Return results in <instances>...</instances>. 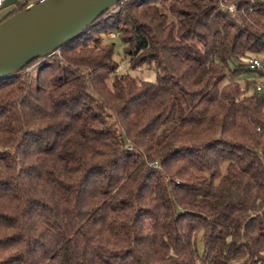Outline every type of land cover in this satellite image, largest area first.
<instances>
[{
  "label": "trees",
  "instance_id": "1",
  "mask_svg": "<svg viewBox=\"0 0 264 264\" xmlns=\"http://www.w3.org/2000/svg\"><path fill=\"white\" fill-rule=\"evenodd\" d=\"M118 6L0 81V264H264V0Z\"/></svg>",
  "mask_w": 264,
  "mask_h": 264
},
{
  "label": "water",
  "instance_id": "2",
  "mask_svg": "<svg viewBox=\"0 0 264 264\" xmlns=\"http://www.w3.org/2000/svg\"><path fill=\"white\" fill-rule=\"evenodd\" d=\"M122 1L40 0L12 15L17 0H9L0 14V81L58 53Z\"/></svg>",
  "mask_w": 264,
  "mask_h": 264
},
{
  "label": "rangeland",
  "instance_id": "3",
  "mask_svg": "<svg viewBox=\"0 0 264 264\" xmlns=\"http://www.w3.org/2000/svg\"><path fill=\"white\" fill-rule=\"evenodd\" d=\"M40 0H17L16 5L19 6L21 3H27L29 5H32L34 3H37ZM106 42L108 43H114L115 44V54L114 58L116 62L119 64V74L121 75H130L131 77L136 78L138 81H145V82H156L157 80V74L156 70L153 65H143L141 67L132 68L130 66V60L129 58H125L123 53V44L120 42L119 39L110 38L108 36L105 37ZM33 69L30 68L27 71H32ZM201 235L199 236V248L200 252H202L203 247L200 242Z\"/></svg>",
  "mask_w": 264,
  "mask_h": 264
},
{
  "label": "built area",
  "instance_id": "4",
  "mask_svg": "<svg viewBox=\"0 0 264 264\" xmlns=\"http://www.w3.org/2000/svg\"><path fill=\"white\" fill-rule=\"evenodd\" d=\"M9 0H0V14L4 13L9 9L10 6L7 5V2ZM127 0H123L122 4L125 3ZM16 6V5H15ZM119 9L118 4L113 6L107 13L106 17H111L117 10ZM226 11L229 13L234 14L236 17H238L237 11H236V6L235 5H230L225 7ZM110 38H115V34L111 33L108 35ZM247 67L251 71H256V72H262L264 73V62L259 59V58H250L247 61ZM256 92L262 93L264 95V76L258 81L256 85ZM231 264H241L239 262H232Z\"/></svg>",
  "mask_w": 264,
  "mask_h": 264
},
{
  "label": "flooded vegetation",
  "instance_id": "5",
  "mask_svg": "<svg viewBox=\"0 0 264 264\" xmlns=\"http://www.w3.org/2000/svg\"><path fill=\"white\" fill-rule=\"evenodd\" d=\"M18 12H20V11H18V6L16 5L15 6V11L12 13V15H14L15 13H18ZM11 16V15H10Z\"/></svg>",
  "mask_w": 264,
  "mask_h": 264
}]
</instances>
